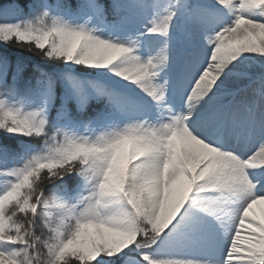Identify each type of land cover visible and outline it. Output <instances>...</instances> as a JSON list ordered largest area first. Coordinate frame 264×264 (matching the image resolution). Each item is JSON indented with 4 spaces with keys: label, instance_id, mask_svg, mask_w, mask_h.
I'll use <instances>...</instances> for the list:
<instances>
[{
    "label": "snow or ice",
    "instance_id": "obj_1",
    "mask_svg": "<svg viewBox=\"0 0 264 264\" xmlns=\"http://www.w3.org/2000/svg\"><path fill=\"white\" fill-rule=\"evenodd\" d=\"M0 46V264H264V0H0Z\"/></svg>",
    "mask_w": 264,
    "mask_h": 264
},
{
    "label": "trees",
    "instance_id": "obj_2",
    "mask_svg": "<svg viewBox=\"0 0 264 264\" xmlns=\"http://www.w3.org/2000/svg\"><path fill=\"white\" fill-rule=\"evenodd\" d=\"M4 2H7V0H4ZM2 47V46H0ZM20 55H27L26 53H19Z\"/></svg>",
    "mask_w": 264,
    "mask_h": 264
}]
</instances>
